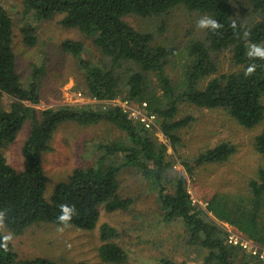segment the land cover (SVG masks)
Wrapping results in <instances>:
<instances>
[{
  "label": "trees",
  "instance_id": "1",
  "mask_svg": "<svg viewBox=\"0 0 264 264\" xmlns=\"http://www.w3.org/2000/svg\"><path fill=\"white\" fill-rule=\"evenodd\" d=\"M25 15L35 22L62 15L60 24L77 29L93 39L106 62L93 64L83 56L82 44L64 40L62 50L76 60L82 73L83 87L91 98L110 100L124 97L146 102L158 118L161 133L176 150L180 143L177 131L188 126L191 116L176 119L178 105L220 110L238 126L253 129L264 120V56H250L251 45L264 47V0H248L257 20L246 25L233 18L231 0H23ZM174 8L211 17L220 23L216 30L205 29L178 46L156 44L148 32L134 30L124 21L128 15L161 19ZM12 20L0 4V100L11 99L8 107L0 102V216L5 230L21 235L33 225L54 223L93 231L99 221V207L108 213L127 210L131 201L118 195V175L125 168L134 169L158 192L163 222L179 221L189 235L188 243L207 250L204 264H248L237 260L240 250L228 245L224 230L198 207L192 205L181 174H175L168 159L167 146L158 143L154 132L134 122L118 107L78 109L55 106L42 111L27 106L41 100L43 61L33 65L29 81L23 82L15 68L12 50ZM27 47L36 44L35 28L24 23L20 28ZM181 46L185 58L183 80L175 86L164 68ZM227 53L229 71L219 69L220 55ZM251 73L246 74L249 67ZM157 79L160 95L150 88L148 77ZM27 121L30 131L21 153L24 168L13 169L1 148L12 144ZM81 126L110 123L125 134V141L101 145L103 155L95 165L74 169L66 180L57 182L47 199L48 177L42 169V154L50 150L49 142L61 124ZM255 151L264 160V126L255 137ZM236 151L234 145L221 143L205 154L182 165L190 174L193 168L223 163ZM123 155L120 163L108 156ZM171 186V190L167 187ZM61 205L73 209L67 223H62ZM207 212L237 228L248 239L264 247V168L250 179L240 197L215 195L208 201ZM101 245L99 260L106 264H123L127 254L113 241L117 231L107 223L98 227ZM7 237V239H6ZM0 264H54L37 257L22 260L14 252L9 237L0 234ZM164 264H173L165 261ZM258 264V263H257Z\"/></svg>",
  "mask_w": 264,
  "mask_h": 264
},
{
  "label": "rangeland",
  "instance_id": "2",
  "mask_svg": "<svg viewBox=\"0 0 264 264\" xmlns=\"http://www.w3.org/2000/svg\"><path fill=\"white\" fill-rule=\"evenodd\" d=\"M23 0H0L12 20V50L15 55V68L23 82H28L33 65L43 61L41 76V100L35 105L27 106L42 111L55 106H69L78 109L91 106L100 109L104 104L88 96L83 87L82 73L76 60L61 48L64 40L78 41L83 47V56L93 64L106 62L93 39L77 29H68L60 24L62 15L51 20L35 22L32 14L25 15ZM233 18L246 25L257 20L252 14L248 0H231ZM205 17V16H202ZM124 21L134 30L151 33L156 44L167 47L183 45L193 35L201 36L204 28L197 26L198 16L174 8L170 14L161 19L143 18L136 15L125 16ZM30 23L35 28L36 44L27 47L22 40L20 28ZM206 29V28H205ZM181 46L174 57L165 66L164 72L173 85L179 86L183 80L185 58ZM229 55L219 57V70L229 71ZM150 88L157 95L161 94L153 73L148 77ZM124 99V97H116ZM8 107L11 99L6 95L0 100ZM137 102L133 103L137 107ZM176 119L191 116L188 126L177 131L180 144L176 150L170 146L166 137L156 134L158 143L167 146V157L173 161L175 174L183 175L185 188L192 197L203 204L217 193L240 197L247 191V183L255 179L259 168H264V160L255 151V137L261 132L264 120L253 129L238 126L220 110H208L180 103ZM31 122L24 123L16 140L3 148L1 152L7 163L16 171L24 168L21 149L30 131ZM125 134L110 123L102 122L93 126H81L74 122L61 124L54 131L49 142L50 150L42 154V169L48 177L45 197L48 199L57 182L66 180L77 168L95 165L103 155L101 145L125 141ZM163 139V140H162ZM166 143H164V142ZM230 143L236 148L227 162L197 166L190 174L185 171L183 161H192L199 154H205L221 143ZM123 155L108 156L117 163ZM118 195L129 199L127 210L108 213L99 207V221L93 231L81 230L74 226L54 223L33 225L21 235H11L3 225L0 216V234L9 237L10 244L19 259L37 257L51 259L54 264H106L99 260L97 249L101 245L98 227L107 223L117 231L113 241L127 254L123 264H164L167 260L173 264H204L207 250L199 245L188 243L189 235L184 224L179 221L165 223L158 192L151 183L134 169L125 168L118 175ZM171 190V186L167 187ZM200 206L199 204H195ZM204 213L214 218L207 212ZM247 260L248 264H257L243 252H238L237 260ZM217 264V263H210Z\"/></svg>",
  "mask_w": 264,
  "mask_h": 264
},
{
  "label": "built area",
  "instance_id": "3",
  "mask_svg": "<svg viewBox=\"0 0 264 264\" xmlns=\"http://www.w3.org/2000/svg\"><path fill=\"white\" fill-rule=\"evenodd\" d=\"M96 101L104 104L103 107L110 106V107L120 108L124 113L128 115L129 118H131L134 122H138L146 130H151V131L155 130L156 134H158L161 138L164 137V135L161 133L159 128L158 118L154 113H151L148 110V105L146 102H138L128 98H124V99L114 98L110 100H96ZM134 102H137L136 103L137 107L133 106ZM186 192L190 197V201L192 205L196 206L195 204L197 203L200 206H196V207H201L202 209H205V207H207L208 203H205V207L203 208V204L199 201H196V199L192 197L190 191L186 190ZM218 225L224 230L226 234L225 236L226 243L228 245L238 248L241 252L246 254L250 259H253L256 263L264 264L263 246H260L257 243L251 241L250 239L243 236L237 231L228 229L227 227L221 224Z\"/></svg>",
  "mask_w": 264,
  "mask_h": 264
},
{
  "label": "clouds",
  "instance_id": "4",
  "mask_svg": "<svg viewBox=\"0 0 264 264\" xmlns=\"http://www.w3.org/2000/svg\"><path fill=\"white\" fill-rule=\"evenodd\" d=\"M197 26L199 28H207V29H211V30H216L220 27V23L211 18V17H202L197 21ZM249 55L250 56H264V47L260 46V45H256L253 44L251 45L250 49H249ZM253 67H249L246 70V74L251 73L253 71ZM61 215L58 217V219L62 222V223H67V221L70 219L71 214L73 212V209L70 208L68 205H61ZM7 239V237H6Z\"/></svg>",
  "mask_w": 264,
  "mask_h": 264
},
{
  "label": "crops",
  "instance_id": "5",
  "mask_svg": "<svg viewBox=\"0 0 264 264\" xmlns=\"http://www.w3.org/2000/svg\"><path fill=\"white\" fill-rule=\"evenodd\" d=\"M227 162V161H226ZM183 176V175H182ZM249 183V182H248ZM247 183V184H248ZM244 194V193H243ZM215 195H218L217 193H214V195H212L211 197H210V199L211 198H213ZM222 195H226V194H222ZM211 216L214 218V220L218 223V224H221V225H223V226H225V227H227L228 229H231V230H234V231H237V232H239L240 234H242L243 236H245L243 233H241L237 228H235L234 226H232V225H230L229 223H227V222H225V221H222V220H219V219H216L212 214H211ZM246 237V236H245Z\"/></svg>",
  "mask_w": 264,
  "mask_h": 264
}]
</instances>
